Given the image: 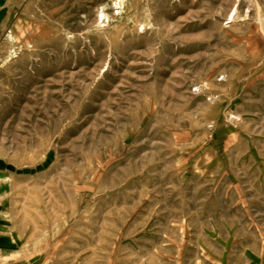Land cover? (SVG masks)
I'll use <instances>...</instances> for the list:
<instances>
[{
  "label": "rangeland",
  "instance_id": "rangeland-1",
  "mask_svg": "<svg viewBox=\"0 0 264 264\" xmlns=\"http://www.w3.org/2000/svg\"><path fill=\"white\" fill-rule=\"evenodd\" d=\"M113 1L0 0V264H264V0Z\"/></svg>",
  "mask_w": 264,
  "mask_h": 264
},
{
  "label": "bare ground",
  "instance_id": "bare-ground-1",
  "mask_svg": "<svg viewBox=\"0 0 264 264\" xmlns=\"http://www.w3.org/2000/svg\"><path fill=\"white\" fill-rule=\"evenodd\" d=\"M113 3L115 5H121V2L119 0H114ZM118 7L120 8V6H118ZM104 15L107 16V14H104ZM101 21H105V19L104 18H101Z\"/></svg>",
  "mask_w": 264,
  "mask_h": 264
},
{
  "label": "crops",
  "instance_id": "crops-1",
  "mask_svg": "<svg viewBox=\"0 0 264 264\" xmlns=\"http://www.w3.org/2000/svg\"><path fill=\"white\" fill-rule=\"evenodd\" d=\"M0 240H3V241H4V239H3V238H1V237H0ZM0 242H1V241H0ZM5 249H6V248H5V245H3V244H2V245H0V250H3V251H5Z\"/></svg>",
  "mask_w": 264,
  "mask_h": 264
}]
</instances>
